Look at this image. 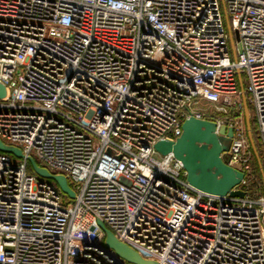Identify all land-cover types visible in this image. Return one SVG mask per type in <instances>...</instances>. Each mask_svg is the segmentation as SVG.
I'll use <instances>...</instances> for the list:
<instances>
[{"label": "built area", "instance_id": "built-area-1", "mask_svg": "<svg viewBox=\"0 0 264 264\" xmlns=\"http://www.w3.org/2000/svg\"><path fill=\"white\" fill-rule=\"evenodd\" d=\"M0 83V140L75 193L0 152V264H130L99 221L157 264H264V197L200 192L154 149L205 120L201 102L247 96L264 156V0H0ZM235 119L212 122L242 185Z\"/></svg>", "mask_w": 264, "mask_h": 264}, {"label": "water", "instance_id": "water-1", "mask_svg": "<svg viewBox=\"0 0 264 264\" xmlns=\"http://www.w3.org/2000/svg\"><path fill=\"white\" fill-rule=\"evenodd\" d=\"M231 46L233 42L231 39ZM6 96V89L0 83V99ZM244 112L247 123L248 136L252 143L251 127L249 121V110L245 96L242 97ZM233 138L231 128L217 125L208 120H198L189 117L182 124V134L174 142L159 141L154 145V149L161 155L172 153L174 158L180 161L186 172L188 184L203 193L223 197L243 198L245 193L235 188L244 180V173L233 168L224 160V154L228 151ZM254 154L258 160V155L252 145ZM0 152L13 155L17 159L26 158L33 172L42 179L55 182L60 191L70 200L75 199V193L70 188L68 181L63 175H54L46 169L39 167L31 157H25L17 147L7 146L0 140ZM99 227L105 234L104 246L111 249L118 257L130 264H157L144 260L137 252L119 242L114 235L98 222Z\"/></svg>", "mask_w": 264, "mask_h": 264}, {"label": "rangeland", "instance_id": "rangeland-1", "mask_svg": "<svg viewBox=\"0 0 264 264\" xmlns=\"http://www.w3.org/2000/svg\"><path fill=\"white\" fill-rule=\"evenodd\" d=\"M233 38H234L236 45H238V43L240 42L239 35L237 33H233ZM245 100H246V104L248 107L249 99L247 100V96H245ZM240 102H242V107H243L241 111H240V108L238 107L236 109H232V108L227 109L226 112H220V111H217L213 105L207 104L205 102H201L198 107H199V111H201V113L203 114L205 120L218 121V122H221L223 124H229V123L233 122L234 120H236L235 118H238L237 121L239 122L240 127L244 129L245 134L248 138V145H247L248 148L246 149L247 156L250 153V149H252V151H253L252 145H253V147H254L257 155H258L257 149L260 151V153H263V149H262L259 141L257 140L256 135H255V138L257 140V143H255V141L253 139V135H252V130H251L252 143L249 139L246 117H245V112H244L243 99H240ZM248 110H249V108H248ZM252 116H253V110H252ZM249 121H250V127H251L250 112H249ZM255 126L256 125H254V129L256 132L257 130H256ZM227 144H228V146H230L231 141L228 142ZM257 144H258V146H257ZM155 157L158 158V154H156ZM248 158H249V156H248ZM229 159H230V156H229L228 152H226L224 154V160L226 162H229ZM15 160L17 161L18 159L15 158ZM263 164H264V159L262 161L258 155V160L256 158V162L252 161V163H249L250 170H249V173L246 174V180H245L246 183L238 186V188H241V189L245 190L246 192H248L250 197H254V198L258 197L259 190H260V184L262 183L264 185V167H263ZM256 165H257L258 170L256 168ZM65 198H66V201H71L67 197H65Z\"/></svg>", "mask_w": 264, "mask_h": 264}, {"label": "trees", "instance_id": "trees-1", "mask_svg": "<svg viewBox=\"0 0 264 264\" xmlns=\"http://www.w3.org/2000/svg\"><path fill=\"white\" fill-rule=\"evenodd\" d=\"M247 100H248V97H247ZM248 108H249L250 117H251V130H252L253 139H254L255 143H257V140H258L257 131L255 132V129H254V125H256V122H255L254 117L252 116V108H251L249 103H248ZM255 135H256L257 140L255 138ZM6 144L9 145L8 143H6ZM257 146H258V144H257ZM257 151H258V155H259L260 159L263 161V159H264L263 153H260V151L258 149H257ZM248 156H249V163H252V161L256 162V156H255L254 152L252 151V149H250V153H249ZM32 158L37 163V165L40 166L39 161L34 156H32ZM263 167H264V164H263ZM256 168H257V165H256ZM27 170L30 173L34 174V172H33V170H32V168H31L29 163L27 164ZM257 170H258V168H257ZM41 180L47 181V182L52 183V184H55V182H53L51 180H46V179H41ZM258 197H264V185L262 183L260 184V190H259Z\"/></svg>", "mask_w": 264, "mask_h": 264}]
</instances>
